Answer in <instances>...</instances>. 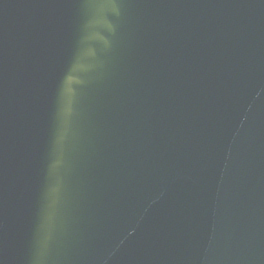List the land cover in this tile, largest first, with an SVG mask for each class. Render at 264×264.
<instances>
[{"label":"water","instance_id":"1","mask_svg":"<svg viewBox=\"0 0 264 264\" xmlns=\"http://www.w3.org/2000/svg\"><path fill=\"white\" fill-rule=\"evenodd\" d=\"M0 264H264V0H0Z\"/></svg>","mask_w":264,"mask_h":264}]
</instances>
